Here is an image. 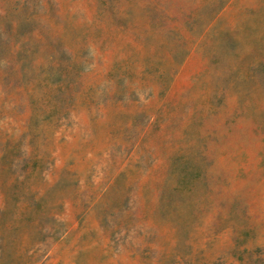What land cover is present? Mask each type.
<instances>
[{
	"label": "rangeland",
	"instance_id": "1",
	"mask_svg": "<svg viewBox=\"0 0 264 264\" xmlns=\"http://www.w3.org/2000/svg\"><path fill=\"white\" fill-rule=\"evenodd\" d=\"M0 264H264V0H0Z\"/></svg>",
	"mask_w": 264,
	"mask_h": 264
}]
</instances>
